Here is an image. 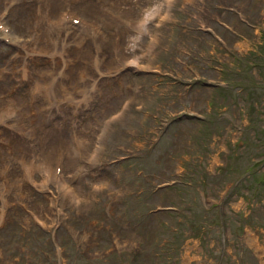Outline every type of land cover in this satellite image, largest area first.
<instances>
[{
	"label": "rangeland",
	"instance_id": "rangeland-1",
	"mask_svg": "<svg viewBox=\"0 0 264 264\" xmlns=\"http://www.w3.org/2000/svg\"><path fill=\"white\" fill-rule=\"evenodd\" d=\"M263 152L264 0H0V264H264Z\"/></svg>",
	"mask_w": 264,
	"mask_h": 264
},
{
	"label": "trees",
	"instance_id": "trees-1",
	"mask_svg": "<svg viewBox=\"0 0 264 264\" xmlns=\"http://www.w3.org/2000/svg\"><path fill=\"white\" fill-rule=\"evenodd\" d=\"M257 143H258V141H257ZM263 155H264V152H263ZM263 162H264V160H263ZM226 169L228 170H230V169H232V164L231 163H227V165H226ZM248 172H246V174H248V177H246L245 179H243V180H239V183H245V182H249L250 181V179H253V177L255 176V173H252V172H249L250 170H247ZM254 172H256L255 170H253ZM264 175V172H260V173H258V175H257V177L258 176H263ZM233 189H234V187H233ZM258 197V195L257 196H255V198H253L254 199V202H255V199ZM217 216L221 219V217H220V215L219 214H217ZM219 218H218V220H219ZM250 218H251V214H250ZM222 220V219H221ZM221 220L218 222V224L216 225V226H219L220 224H221ZM232 223H235V222H233V221H230V224H232ZM222 227L221 226H219V227H216L215 229H212L211 230V232H216V234H220V232L223 230V229H221ZM234 228L236 229L235 231L236 232H238L239 230V228L238 227H236V226H234ZM228 231L229 232H231V230H230V228H228ZM219 239H220V237H219ZM218 239V241H220ZM220 243V242H219ZM101 260L102 259H99L98 260V262H97V264H104L103 263V261L101 262Z\"/></svg>",
	"mask_w": 264,
	"mask_h": 264
},
{
	"label": "bare ground",
	"instance_id": "bare-ground-1",
	"mask_svg": "<svg viewBox=\"0 0 264 264\" xmlns=\"http://www.w3.org/2000/svg\"><path fill=\"white\" fill-rule=\"evenodd\" d=\"M64 17H66V16H64ZM83 44V43H82Z\"/></svg>",
	"mask_w": 264,
	"mask_h": 264
}]
</instances>
